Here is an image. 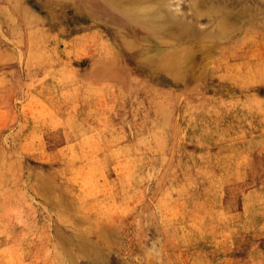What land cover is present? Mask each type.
I'll use <instances>...</instances> for the list:
<instances>
[{
    "label": "rangeland",
    "instance_id": "374dc122",
    "mask_svg": "<svg viewBox=\"0 0 264 264\" xmlns=\"http://www.w3.org/2000/svg\"><path fill=\"white\" fill-rule=\"evenodd\" d=\"M185 1L189 79L84 0H0V264H264V0Z\"/></svg>",
    "mask_w": 264,
    "mask_h": 264
},
{
    "label": "bare ground",
    "instance_id": "6f19581e",
    "mask_svg": "<svg viewBox=\"0 0 264 264\" xmlns=\"http://www.w3.org/2000/svg\"><path fill=\"white\" fill-rule=\"evenodd\" d=\"M187 2H189L190 12L194 13L195 16L197 17H202L205 15L213 16L216 13H220L217 7L209 6L207 0H188ZM84 4L85 5L88 4L93 8L94 11H92V13L94 12L93 15L96 16V18H102L103 20H106L108 23H112L116 26L119 25L123 26V30L125 32H122L121 34V36H123L121 38V43L123 46L126 47L128 51L136 55L137 61L140 64H145L146 66L147 65L153 66L158 71H164V72L176 71L177 73L182 74L183 77H187L186 79H189L190 71L194 67L197 66L200 67L201 65L200 63L203 62L197 59V52L194 51L191 52L192 47L187 45L186 43L176 44L174 41L161 42L162 35H165L168 32H172L180 27H185L188 29V27L193 26L187 21L181 22L176 19L174 15L175 13L171 11L169 8L170 7L169 0H84ZM220 15L221 17L219 21H220V27L222 28L223 27L225 28V26L230 28L233 25V22L236 21L234 20L235 17L232 16L229 9L224 10L222 13H220ZM129 31L130 33H127ZM165 44L177 48H174L173 51L167 49V50H159V52L158 49L150 48L152 46H157V47L165 46ZM198 44L199 43H197V45ZM160 59L165 60V64L163 66L159 65L158 63V60ZM205 65H207V63ZM205 65L203 63L201 66L205 67ZM194 71H192L193 72L192 74L193 77L195 78L194 75L195 74L196 76L199 75L198 74L199 71L196 73H194ZM166 109L163 111L164 113ZM216 174L217 173H215V176ZM50 190L54 192V189H50ZM49 194L52 195L50 191ZM151 251H153V249ZM152 257L154 258V256Z\"/></svg>",
    "mask_w": 264,
    "mask_h": 264
}]
</instances>
